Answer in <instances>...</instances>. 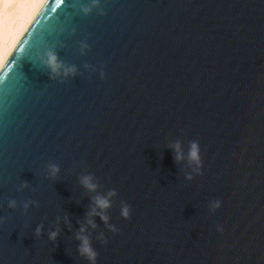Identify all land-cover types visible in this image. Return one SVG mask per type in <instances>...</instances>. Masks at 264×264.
<instances>
[{"label":"water","instance_id":"95a60500","mask_svg":"<svg viewBox=\"0 0 264 264\" xmlns=\"http://www.w3.org/2000/svg\"><path fill=\"white\" fill-rule=\"evenodd\" d=\"M87 2L45 0L0 67V264H89L75 232L111 189L119 231L94 218L97 264H264V0H101L103 16ZM49 50L78 74L50 79Z\"/></svg>","mask_w":264,"mask_h":264},{"label":"clouds","instance_id":"9594fccd","mask_svg":"<svg viewBox=\"0 0 264 264\" xmlns=\"http://www.w3.org/2000/svg\"><path fill=\"white\" fill-rule=\"evenodd\" d=\"M93 9L98 10V14L103 16L105 15V11L101 6V0H88L87 3L81 4L80 11L84 15H90ZM90 50V46L83 42L81 43V54H86V51ZM46 59L41 57L42 62L50 69L51 75L50 79H57L58 77L63 76V79L60 80L63 83L68 76L75 77L78 74V70L76 66H68L65 65L62 61L59 60L57 54L54 50H49L45 54ZM85 69L92 68L93 71L96 69L89 64L84 65ZM104 72H100L101 79L104 78ZM169 147L173 151V159L174 162L179 164L181 161L185 159V155L181 148V142L179 140L175 141L173 144L169 145ZM187 161L190 166L193 168V172L196 175H203V160L201 157V149L198 141H190L189 150L187 153ZM48 178L53 180L57 179L60 173V166L56 163H49L47 165ZM195 177L192 174H186L185 179L188 181H192ZM94 175L87 174L83 175L79 178L80 184L88 190V192H96L99 187L98 183L94 182ZM28 187V183L25 181L21 184V189ZM118 195L115 189L109 190L106 196L97 194L95 196L90 197V204L88 205V210L85 213V222L79 223V229L75 232V239L79 241V245L77 247L78 254L87 260L89 264H97V259L99 253L93 248L91 236L88 234V229L91 227L95 229L98 225L95 222V217H99V219L107 226L108 231L116 234L119 229L116 228L113 224L109 223L111 217L107 214L109 208L112 207L111 198L113 196ZM30 206H38V203L33 200H28L22 204L23 210L25 214L27 213ZM222 206V201L220 198H214L209 202L208 209L211 213H215ZM8 207L10 209H15L17 207V201L15 199H11L8 202ZM120 215L125 220H130L132 216V208L131 205L127 202L121 201V210ZM64 223L67 226L68 230H72V224L70 222L69 216H64ZM60 218L57 217V223L59 224ZM216 231L218 233H222L224 231V226L222 223H217ZM43 232V225H38L35 229V235L40 236ZM61 229L59 227L56 230L50 231L48 233L49 240L56 242L59 237ZM98 239L103 243L107 244L108 240L102 233Z\"/></svg>","mask_w":264,"mask_h":264},{"label":"bare ground","instance_id":"6f19581e","mask_svg":"<svg viewBox=\"0 0 264 264\" xmlns=\"http://www.w3.org/2000/svg\"><path fill=\"white\" fill-rule=\"evenodd\" d=\"M45 0H0V67Z\"/></svg>","mask_w":264,"mask_h":264},{"label":"snow or ice","instance_id":"6c2138e0","mask_svg":"<svg viewBox=\"0 0 264 264\" xmlns=\"http://www.w3.org/2000/svg\"><path fill=\"white\" fill-rule=\"evenodd\" d=\"M64 2L66 3V0H64Z\"/></svg>","mask_w":264,"mask_h":264}]
</instances>
